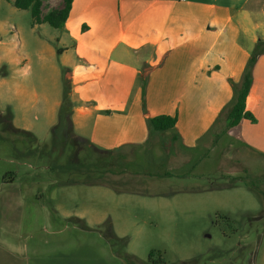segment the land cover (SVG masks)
I'll return each mask as SVG.
<instances>
[{"label": "crops", "instance_id": "0c3cea01", "mask_svg": "<svg viewBox=\"0 0 264 264\" xmlns=\"http://www.w3.org/2000/svg\"><path fill=\"white\" fill-rule=\"evenodd\" d=\"M41 1L42 15L62 7V0ZM19 10L13 7L11 13ZM45 27L35 24L32 30ZM56 30L58 49L47 44L49 57H55V94L44 76L32 75L25 56L0 39V66L6 68L0 77V115L10 106L14 114L5 117L17 131L36 138L40 115L53 130L69 102L70 134L100 157L116 159L109 164L117 167L124 149L148 142L152 152H178L190 162L236 144L264 159V54L251 69L246 99L255 123L242 119L225 130L226 111L235 103L230 81L239 82L255 44L264 40V0H72ZM39 59L44 71L47 58ZM157 116L175 117V127L150 130L147 120ZM95 214L96 222L107 215ZM76 215L84 219V213ZM2 238L0 264H99L103 259L93 247L88 259L66 248L37 253L30 263L28 253L19 254Z\"/></svg>", "mask_w": 264, "mask_h": 264}, {"label": "rangeland", "instance_id": "374dc122", "mask_svg": "<svg viewBox=\"0 0 264 264\" xmlns=\"http://www.w3.org/2000/svg\"><path fill=\"white\" fill-rule=\"evenodd\" d=\"M12 4L0 0V39L55 94L47 44L58 49V30H32L30 11L11 13ZM5 71L0 66V77ZM4 107L0 236L30 263L37 253L66 248L92 258L93 247L99 264H264V159L236 144L190 162L178 152H152L148 142L124 149L117 167L109 164L116 159L79 145L70 129L51 130L41 115L36 138L23 136L5 117L13 109ZM97 211L107 213L99 222Z\"/></svg>", "mask_w": 264, "mask_h": 264}, {"label": "trees", "instance_id": "16d2710c", "mask_svg": "<svg viewBox=\"0 0 264 264\" xmlns=\"http://www.w3.org/2000/svg\"><path fill=\"white\" fill-rule=\"evenodd\" d=\"M72 0H62V7L59 9L50 10L45 15H42L41 0H14L13 6L21 10H29L33 18V24H47L54 29H60L63 27L70 8ZM264 54V40L259 41L255 44L254 49L248 59L245 70L242 74L239 82L235 83L230 81V86L232 88L233 94L235 96V103L233 106L226 111L227 126L225 130H229L237 126L242 119H247L252 123H255V118L250 112L246 110V99L249 94L252 85L251 69L256 64L258 59ZM148 128L152 131L164 132L173 129L176 125V118L170 116H157L147 120ZM70 123V104L69 102H64L60 111V117L57 124V132L71 130ZM22 133L23 136L29 139L34 138L28 132L17 131ZM56 132V133H57ZM68 132V131H67ZM66 133V132H65ZM66 135V134H64ZM74 139L79 143V145L88 144L84 142L81 138L74 137Z\"/></svg>", "mask_w": 264, "mask_h": 264}]
</instances>
